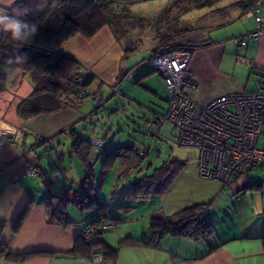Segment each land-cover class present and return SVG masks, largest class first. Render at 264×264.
Instances as JSON below:
<instances>
[{
	"label": "crops",
	"instance_id": "obj_1",
	"mask_svg": "<svg viewBox=\"0 0 264 264\" xmlns=\"http://www.w3.org/2000/svg\"><path fill=\"white\" fill-rule=\"evenodd\" d=\"M19 1L21 0L14 2L0 0V8L5 9L9 14ZM122 1L119 3L120 6L129 9L128 2ZM23 2L30 15L36 18L47 12L56 0H23ZM241 7L240 14L244 15V20L249 21V24L247 29L237 33L241 36L235 39H243L245 44H236L242 48L235 51L234 48L223 43L217 33H214L220 30L223 25L222 19L228 14L222 8L210 9L204 13L197 20L198 27L195 26L196 24L185 27L191 30L197 28V34L202 39L199 47H193L195 42L190 44L191 56L188 64V70L195 84V89L189 93V97L198 104L203 105L228 94L253 92L259 86V78L264 77V30L257 40L247 37L255 30V16H259L264 22V6L255 11H250L247 6ZM141 20L145 19L141 18ZM142 27L147 28V23L144 22ZM126 31L127 29L122 27V35L116 36L110 27H103L90 38L76 35L60 46V53L69 56L77 63L81 75L92 77L85 87L87 92L94 81L99 84L97 91L90 94L102 96L100 88L105 87V78L102 82L99 80L102 79V75H111L113 79L114 76H122V73L125 76L133 68L122 70L120 65V60L136 49L134 38L132 41L134 46L129 45L128 48H124V44L128 45ZM1 35L2 32L0 38ZM188 36L177 37V40L193 37ZM151 38L150 50L138 64L139 66H136L139 73L134 83L137 82L138 86H144L153 95L161 96L167 101L168 94L164 82L161 76L147 64L146 58L159 47L168 48L171 46L168 43L176 39L175 37L167 39V37L163 45V41L158 42L155 39L154 32ZM230 60L235 67L242 65L249 69L250 75L255 77V85L252 89L248 88L244 77L235 73V67L229 69ZM111 80L108 85L114 87V81ZM33 90L34 83L28 73L20 66L9 65L0 59V246L13 254H32L25 261L7 260L0 255V264H264V244L261 239L264 237V183L249 185L248 177L234 179L230 183L235 188L233 192L251 188L260 195L252 196L251 199L244 197L245 202L236 206V224L232 228L218 232L213 228L212 236L205 240L194 241L170 235L159 237L150 230L147 232L143 228L140 232L137 226H125L118 221L114 223V228L101 232L100 247L104 245L113 249L118 248L114 261H104L99 246L92 248L90 258L72 256L70 251L74 243L80 239L82 230L93 221L96 214L94 208L81 210L82 202L90 197L104 202L100 197L106 182L101 181L99 184L95 178V162L103 156L105 158L110 151L118 150V147L105 144L107 150L92 149L90 165L93 175L89 184H86V169L80 162L83 174L74 163L63 162L65 141L69 146L67 151L70 158L77 159L71 152L70 145L75 138L90 140L87 123L82 124V122H85L88 114L96 112L100 106L91 110L85 104L87 99L79 100L77 96H72L71 103L65 107L24 119L17 113V107L23 99L33 93ZM91 132L95 135L94 130ZM55 157L59 162H55ZM120 161L122 159L118 160ZM32 165L40 168L39 176H25L26 168ZM137 179L122 185L115 183L113 187V196L116 202L122 199V212L125 214L133 213L132 207L125 204L151 197V195L137 197L134 194L133 185ZM203 181L221 185L216 181ZM189 204L181 200H170L162 211L165 216H172L184 210V206ZM26 206L29 210L23 219L19 220ZM55 208L62 211V214H58V219L55 216ZM151 215L150 211L144 214L142 225L147 224ZM203 220L210 224L206 219ZM124 239L144 240L148 245L119 247ZM153 239L158 240L156 247L151 246L150 241Z\"/></svg>",
	"mask_w": 264,
	"mask_h": 264
},
{
	"label": "rangeland",
	"instance_id": "obj_2",
	"mask_svg": "<svg viewBox=\"0 0 264 264\" xmlns=\"http://www.w3.org/2000/svg\"><path fill=\"white\" fill-rule=\"evenodd\" d=\"M123 1L128 2L131 14L137 20V23L134 20L123 22L125 24L122 27L125 30L127 29L126 32L128 33L126 36L128 45L124 44V48H128L129 45L133 47L134 43L132 41L134 38L136 40V49L130 51L126 57L122 58L120 65L122 70L133 68L125 76L122 73V76H114L112 79L111 75L105 74L102 75V79L99 78L101 82L105 78V87L100 88L102 96L98 94L103 104L100 105L96 112L88 114L87 120L82 122V124L87 123L86 126L90 130L88 134L90 140H98V142L104 143H102L103 147L101 148L89 141L92 148L103 151L107 150L106 146L104 147L105 144H113L117 147L120 145L122 147L124 145H134L138 149H145L146 156L140 162L136 159L131 161L122 158V161H116V163L115 160L109 159L112 164L108 167L106 173L102 171L104 156L98 162H95V178L99 184H101V181L106 182L104 183V192L100 199L104 201L103 203H106L109 217L119 219V224L123 223L125 226H137L140 232L143 228L147 232L151 231L150 218L157 215L165 216L162 210L163 208L165 209V205L170 200H181L186 204L190 203L188 206H184V209L189 207L200 208L203 218L209 221L216 232L232 228L236 224V206L245 202L244 197L251 199L252 196L258 197L260 193L251 188L233 192L235 188L230 184L217 185L203 181L204 179H198L195 173L197 152L192 148L180 147L176 141L174 128L167 122L159 127L155 133L153 131L155 128L153 126L154 120L163 116L168 108L167 101H164L161 96L153 95L144 86L141 87L135 84V78L129 79V75L135 70L136 66H139L138 64L150 50L149 46L152 44L151 34L153 32L155 39L158 42L163 41V45L165 40L171 37H175L177 40V37L186 38L188 35L193 36L184 40L170 41L168 45L183 44V42L184 44L193 42L197 44V40H202L197 34V28L191 30L185 27L189 24H192V26L196 24L195 26L198 27V18L210 9L222 8L228 13L222 19L223 25L220 30H216L214 33L218 34L223 43L234 48V51L242 48L236 46L234 39L241 36V34H237L240 33L239 31L248 28L249 21L244 20V15L240 14L242 12L240 4L242 2L247 3L249 0H216L210 8L206 7V9L189 8L185 12L183 10H173L169 13L170 15L168 14L169 17L162 21L163 23L160 21L166 14L160 20L158 18L163 11L166 12V8H169L170 0ZM236 11L238 13H235ZM241 20H244V22ZM144 22L147 23V28L144 27L145 29L142 27ZM159 49L161 48L159 47ZM147 64L149 63L147 62ZM233 67L235 65L230 60L229 69ZM235 69V73L244 77L248 88L252 89L255 85V77L250 75L249 69L242 67V65L236 66ZM110 80L111 82L114 81V87L108 85ZM98 87L99 84L94 81L88 88V93L97 91ZM120 87L122 88L120 89ZM85 104L91 110L97 106L90 98L87 99ZM91 130H94L95 135L92 134ZM81 132L84 133V131ZM65 147L66 150L64 149L63 154L65 160L63 162L67 164L74 163L81 174H83L84 171L79 161L75 157L70 158L67 151L69 146L66 145V141ZM123 154L127 156V153ZM54 160L59 162L57 157ZM175 162L180 163L182 167L174 176L171 175L168 180L163 178L160 181L159 186L163 188L161 193L151 195L147 200L137 199L136 202L125 204L132 207L131 211L133 213L125 214L122 212V199L116 202L113 196L114 192L112 190L115 183L122 185V183L127 181L132 182L135 178L152 175L156 169L163 166L172 169ZM169 174H172V171ZM247 177L250 181L249 185L264 183V168L258 166L235 179H246ZM123 203H128V201H123ZM147 211H150L152 215L144 226V224L142 225V217Z\"/></svg>",
	"mask_w": 264,
	"mask_h": 264
},
{
	"label": "trees",
	"instance_id": "obj_3",
	"mask_svg": "<svg viewBox=\"0 0 264 264\" xmlns=\"http://www.w3.org/2000/svg\"><path fill=\"white\" fill-rule=\"evenodd\" d=\"M121 1L56 0L54 5L39 17H32L28 11L25 16L18 17L37 26V32L29 41H15L10 38L9 34L2 32L0 38V59L9 65L20 66L30 75L34 83L33 93L28 98L23 99L17 107V113L22 118L29 119L40 113L54 112L70 104L72 96H77L79 100L86 99L83 97L82 91H86L85 87L92 80V77L81 75L78 71L77 63L69 56L60 53L59 48L64 42L76 35L90 38L103 27H110L116 36H121L123 22L134 20L137 23L131 11L124 6H120L119 3ZM215 1L170 0L169 8H166V12L163 11L158 20L165 14V17L160 22L166 20L170 15L169 13L173 10H183L185 12L189 8H210ZM255 2L254 0H249L247 3L242 2L240 6H247L252 11L254 10ZM15 9L23 10L27 8L23 0H21L14 5L9 15L14 14L13 10ZM186 46L190 47V44H184L183 42V44H173L168 48L161 49L170 51L186 48ZM153 54L146 58V62ZM136 84L138 83L136 82ZM89 141L75 138L71 145V152L74 153L78 161L86 169V184H89L93 175L90 165L93 148ZM117 149L105 155L102 164L104 173L112 164L109 159H113L115 162L122 158L131 161L136 159L140 162L146 156H140L138 153L139 150L145 149H138L134 145H124L123 147L121 145ZM120 150L121 152H119ZM123 153H127V156ZM173 165L172 169L163 166L156 169L152 175L138 178L133 185L134 194L137 197H144L161 193L163 188L159 186L160 181L163 178L168 180L171 175L174 176L182 167L180 163L176 162ZM171 171L172 174H169ZM92 208L95 209L96 214L93 221L86 227L95 229L102 222L118 223L119 220L109 217L107 205L96 198L90 197L81 204V210H91ZM28 210L29 207L26 206L22 210L19 220L23 219ZM58 214H62V211L55 208L56 219H58ZM150 229L153 233H157L159 237L170 235L194 241L205 240L214 233L213 227L203 220L201 209L198 207L186 208L172 216H152L150 218ZM261 239L262 244H264V237ZM101 245L102 240L98 243L99 247ZM124 245H148V243L144 240L133 241L124 239L120 242L119 247ZM92 248L94 246L84 242L80 237L74 243L70 254L74 257L90 258ZM100 248L104 261H114L116 259L118 248L113 249L104 245ZM0 255L7 260L14 261H25L32 256V254H13L8 250H4L1 246Z\"/></svg>",
	"mask_w": 264,
	"mask_h": 264
},
{
	"label": "built area",
	"instance_id": "obj_4",
	"mask_svg": "<svg viewBox=\"0 0 264 264\" xmlns=\"http://www.w3.org/2000/svg\"><path fill=\"white\" fill-rule=\"evenodd\" d=\"M261 6L264 0H257L254 11ZM255 24V30L247 35L251 40L259 39L264 30L259 16H255ZM235 44L244 45L245 40L235 39ZM190 56L191 49L186 46L170 51L158 49L147 59L153 71L161 76L168 94V108L163 116L154 120V133L165 122L169 123L176 133L177 144L197 152L195 173L200 179L227 185L249 170L258 166L264 168V77L259 78V86L253 92L228 94L198 104L189 97L195 89L188 70ZM138 73L135 69L129 79H134ZM82 95L97 106L103 104L98 95L87 91H82ZM90 143L103 147V142L98 140H90ZM138 153L145 156V150ZM24 174L37 177L41 170L32 165ZM114 227L111 222H102L95 229L86 227L81 239L96 248L102 240L101 232ZM157 244V239L151 242L152 247Z\"/></svg>",
	"mask_w": 264,
	"mask_h": 264
},
{
	"label": "clouds",
	"instance_id": "obj_5",
	"mask_svg": "<svg viewBox=\"0 0 264 264\" xmlns=\"http://www.w3.org/2000/svg\"><path fill=\"white\" fill-rule=\"evenodd\" d=\"M13 11L14 14L9 15L5 9L0 8V32L9 34L10 38L15 41L27 42L37 32V26L30 24L25 19L18 18L25 16L27 9Z\"/></svg>",
	"mask_w": 264,
	"mask_h": 264
},
{
	"label": "water",
	"instance_id": "obj_6",
	"mask_svg": "<svg viewBox=\"0 0 264 264\" xmlns=\"http://www.w3.org/2000/svg\"><path fill=\"white\" fill-rule=\"evenodd\" d=\"M208 44V43H207ZM201 44L197 43V44H194L193 47H199ZM206 45V44H205Z\"/></svg>",
	"mask_w": 264,
	"mask_h": 264
},
{
	"label": "flooded vegetation",
	"instance_id": "obj_7",
	"mask_svg": "<svg viewBox=\"0 0 264 264\" xmlns=\"http://www.w3.org/2000/svg\"><path fill=\"white\" fill-rule=\"evenodd\" d=\"M198 42H199V44H200V42H202V40H197Z\"/></svg>",
	"mask_w": 264,
	"mask_h": 264
}]
</instances>
